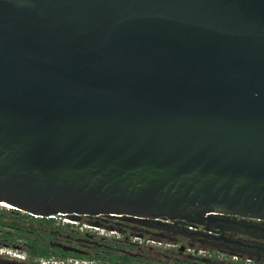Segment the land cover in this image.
<instances>
[{"label":"water","instance_id":"obj_1","mask_svg":"<svg viewBox=\"0 0 264 264\" xmlns=\"http://www.w3.org/2000/svg\"><path fill=\"white\" fill-rule=\"evenodd\" d=\"M1 204L264 220V0H0Z\"/></svg>","mask_w":264,"mask_h":264},{"label":"flooded vegetation","instance_id":"obj_2","mask_svg":"<svg viewBox=\"0 0 264 264\" xmlns=\"http://www.w3.org/2000/svg\"><path fill=\"white\" fill-rule=\"evenodd\" d=\"M68 221L72 220L68 219ZM83 221L99 226V229L81 232L71 224H65L64 227L55 225L54 230L35 227L44 237L43 240H48V245L55 251H64L62 246L67 245L74 251L64 252L88 257L87 260L94 261L96 264L99 261L104 264L111 258L120 259L124 256H128L134 263L149 262L150 259H146L140 252L139 243L130 240V238L140 240L146 237L175 243L179 241L178 237H183L189 241V246L192 247L197 243L208 247L209 251L221 257L209 259L189 254L181 259L185 255L182 248L178 251V257L166 256L164 260L166 264H264V220L262 219L215 214L199 222L198 220L138 219L124 215H100L81 216L77 223ZM104 227L111 229L109 232L117 230L115 233L118 236L101 232L105 230ZM45 230L48 232H44ZM136 248L139 253L131 252ZM149 250L154 252L156 249L149 247ZM202 259L209 261L205 262Z\"/></svg>","mask_w":264,"mask_h":264},{"label":"trees","instance_id":"obj_3","mask_svg":"<svg viewBox=\"0 0 264 264\" xmlns=\"http://www.w3.org/2000/svg\"><path fill=\"white\" fill-rule=\"evenodd\" d=\"M34 225L37 228L54 230L55 221L54 218L42 219L35 218L28 214L0 207V247L9 246L12 247L13 243L20 242V250L24 252L28 261L27 264H40L41 260H63L68 258H80L88 259L85 256H79L77 254L68 253L64 251H55L48 244H44L41 241L44 239L38 232L36 227L30 229L29 226ZM60 229V228H59ZM62 230V229H60ZM90 259V258H89ZM104 262V261H103ZM148 263V262H147ZM153 263V262H151ZM104 264H145L134 263L128 256L123 258H111ZM150 264V263H149ZM158 264H166L164 262ZM179 264H191V263H179Z\"/></svg>","mask_w":264,"mask_h":264},{"label":"rangeland","instance_id":"obj_4","mask_svg":"<svg viewBox=\"0 0 264 264\" xmlns=\"http://www.w3.org/2000/svg\"><path fill=\"white\" fill-rule=\"evenodd\" d=\"M3 208H6L4 206H1ZM8 209V208H7ZM55 225L57 227H64L65 224H69L68 223V219H66L65 217H61V216H55ZM78 222V221H76ZM72 225V224H71ZM93 224L87 222V221H83L82 223H77V225H75V229L78 231H86L89 229H86V226H91ZM96 228L99 229V226H95ZM105 228V227H104ZM111 229H107L105 228V230H102L101 232L107 233L108 235H115L118 236L117 230H113L110 231ZM179 241L172 242V241H161L158 239H154L152 237H146L144 239H134V238H130V240L132 242H136L139 243V245L141 246V253L146 257V259H150L148 263L145 264H158V262L165 260L166 256H173V257H178V251L179 249H184L183 253L185 254L181 259L185 258L187 255L189 254H194L197 257H204V258H209V259H215V258H221L218 254H216L215 252H211L209 251L210 249L208 247L205 246H201L199 244H194L192 247L189 246V241L183 237H178ZM21 243L15 242L13 243L12 247L9 246H1L0 247V264H7L10 262L13 263H21L23 261H28V257L27 255L22 252L19 248H20ZM149 247H153V249H156L154 252L149 250ZM131 252L133 253H139V251L136 249L132 250ZM226 259H230V257H225ZM70 259V258H68ZM153 259H155V261H153ZM160 260V261H159ZM57 261L56 259H50L48 260V264H54V262ZM153 262V263H151ZM98 264H101V262H97ZM40 264H42L40 262Z\"/></svg>","mask_w":264,"mask_h":264},{"label":"built area","instance_id":"obj_5","mask_svg":"<svg viewBox=\"0 0 264 264\" xmlns=\"http://www.w3.org/2000/svg\"><path fill=\"white\" fill-rule=\"evenodd\" d=\"M51 218H55V216H52ZM69 224L77 225V222L74 221H68ZM86 229L89 230H98L94 225L86 226ZM42 264H48V261L41 260ZM21 263H26V261H23ZM54 264H96L94 261H90L87 259H80V258H70V259H63V260H57L54 262Z\"/></svg>","mask_w":264,"mask_h":264},{"label":"bare ground","instance_id":"obj_6","mask_svg":"<svg viewBox=\"0 0 264 264\" xmlns=\"http://www.w3.org/2000/svg\"><path fill=\"white\" fill-rule=\"evenodd\" d=\"M2 206H4V207H10V206H8V205H5V204H1Z\"/></svg>","mask_w":264,"mask_h":264}]
</instances>
